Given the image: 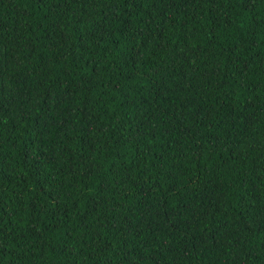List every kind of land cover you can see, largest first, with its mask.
Wrapping results in <instances>:
<instances>
[{"label":"trees","instance_id":"trees-1","mask_svg":"<svg viewBox=\"0 0 264 264\" xmlns=\"http://www.w3.org/2000/svg\"><path fill=\"white\" fill-rule=\"evenodd\" d=\"M0 264H264V0H0Z\"/></svg>","mask_w":264,"mask_h":264}]
</instances>
